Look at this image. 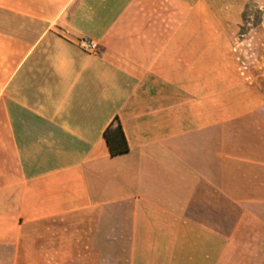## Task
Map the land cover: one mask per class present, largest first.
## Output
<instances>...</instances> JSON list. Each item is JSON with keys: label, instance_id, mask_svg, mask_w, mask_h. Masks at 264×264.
Wrapping results in <instances>:
<instances>
[{"label": "crops", "instance_id": "obj_1", "mask_svg": "<svg viewBox=\"0 0 264 264\" xmlns=\"http://www.w3.org/2000/svg\"><path fill=\"white\" fill-rule=\"evenodd\" d=\"M221 10L0 0V264H264V89Z\"/></svg>", "mask_w": 264, "mask_h": 264}, {"label": "rangeland", "instance_id": "obj_2", "mask_svg": "<svg viewBox=\"0 0 264 264\" xmlns=\"http://www.w3.org/2000/svg\"><path fill=\"white\" fill-rule=\"evenodd\" d=\"M213 3L221 4V11H212V19L226 20L228 26L225 30L229 38L228 50L233 54L237 51L242 55V67L245 76L248 79H255L262 89H264V45L250 43V35L252 31H256L257 27L264 22V1L258 0H212ZM242 4L241 17L238 8ZM237 8V11H236ZM237 20L240 22L239 30H235L233 23ZM242 36V43L240 37ZM252 54L254 56V64H252ZM258 55L259 62L256 63ZM238 62V61H237Z\"/></svg>", "mask_w": 264, "mask_h": 264}, {"label": "trees", "instance_id": "obj_3", "mask_svg": "<svg viewBox=\"0 0 264 264\" xmlns=\"http://www.w3.org/2000/svg\"><path fill=\"white\" fill-rule=\"evenodd\" d=\"M104 139L111 156L124 154L128 151L124 135L117 120H114L106 129Z\"/></svg>", "mask_w": 264, "mask_h": 264}, {"label": "built area", "instance_id": "obj_4", "mask_svg": "<svg viewBox=\"0 0 264 264\" xmlns=\"http://www.w3.org/2000/svg\"><path fill=\"white\" fill-rule=\"evenodd\" d=\"M77 46L87 54L96 55L98 53L97 45L86 38L78 40Z\"/></svg>", "mask_w": 264, "mask_h": 264}]
</instances>
